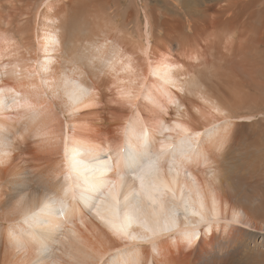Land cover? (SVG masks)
<instances>
[{
    "label": "bare ground",
    "instance_id": "bare-ground-1",
    "mask_svg": "<svg viewBox=\"0 0 264 264\" xmlns=\"http://www.w3.org/2000/svg\"><path fill=\"white\" fill-rule=\"evenodd\" d=\"M59 1H41L44 11L38 6L32 29L22 30L23 35L32 30L33 47L25 46V52L13 44L9 27L2 24L0 31V264H232L263 250L264 238H256L264 233V220H256L240 202L232 180L241 168L234 156L235 128L256 118L237 108L256 96L222 84L209 62L200 65L203 71L190 70L173 56L180 46L175 38L176 45L155 58L151 36L138 50L128 48L120 33L109 37L105 30L84 29L68 41ZM231 20L210 25L219 34ZM21 21L30 22L28 17ZM262 28L264 33L263 23ZM139 52L146 56L144 66ZM256 53L250 55L255 63ZM232 55L228 51L230 62ZM253 68L259 70H252V79L264 78V67ZM103 75L117 85L122 107L141 101L149 115L143 116L139 104L128 117L120 109L116 127L123 139L102 140L88 128L71 132L54 109L59 105L71 115L95 105ZM189 138L191 146L182 149ZM146 149L160 160L144 173L143 187L136 181L139 206L129 220L123 208L117 215L110 201L96 199L93 187L101 171L111 175L103 164ZM125 194L119 185L121 204ZM192 232L199 239L189 246L185 233Z\"/></svg>",
    "mask_w": 264,
    "mask_h": 264
},
{
    "label": "rangeland",
    "instance_id": "rangeland-1",
    "mask_svg": "<svg viewBox=\"0 0 264 264\" xmlns=\"http://www.w3.org/2000/svg\"><path fill=\"white\" fill-rule=\"evenodd\" d=\"M41 1L42 0H0V17L2 18V22H0V31L3 28L2 24L7 28L9 27L8 30L13 39V44L15 47L19 48L21 52L26 51L24 48L25 46L31 47L32 45L33 47L32 30L25 35L22 34V30L26 29L27 26L32 29L35 18H38V16H36L38 6L40 12L44 11V6L40 7ZM75 1L60 0L57 5L59 7L58 10L61 11V15L66 21L65 27L68 41L69 39H73L75 35L76 38H78L84 29L86 32L94 31L97 33L101 30H105L109 37H113L120 33L123 37L122 40L124 44L128 48L138 50L142 44H144L145 38L151 36V41L153 43V55L151 56L156 57V52L157 56L163 55L172 45H176L178 40L180 46L174 51L175 53L173 56L176 57L175 59L187 63L190 70L203 71L204 69L202 66H205L203 62L204 64L209 62L211 64L207 65L210 67L212 65L216 66L213 67L215 69H212L216 73L218 72L217 74L219 75L215 74L222 84L228 87H237L239 90L242 89L243 92H249L256 96V99L250 102V104H247L246 107L241 106L237 108V112L240 114L254 112L256 118H254L250 124L238 125L235 128L234 133L237 136L238 142L234 156L237 159H241V168L239 171L235 172L232 180H237V183L234 184L238 186L237 198H240V202L249 209V212L253 214L256 220H264V114H261V117V115L257 113L259 111L264 112V78L256 77L252 79L253 77H251L252 70H259V68H253L255 64L258 67H264V55L262 54L264 52V33L262 32V23L264 25V0H254V2L251 0ZM247 1L248 3H246ZM240 3L243 7H241ZM243 3H246V5ZM72 4L74 7L76 5L77 7L79 6L80 11L79 7H75L78 9L75 10ZM238 8L240 9L238 10ZM195 11H197V13H195ZM145 12L150 22L148 27L145 26ZM23 17H28L30 22L28 21L29 23L27 22L28 24H26L21 21ZM71 19L74 23L70 22ZM3 20H5V22ZM203 20L205 24H203ZM213 20L214 22L216 20H231L233 23L222 25L219 28L218 34V30L210 25L211 23L214 24ZM83 23L85 24L84 26ZM70 24H73L75 28V30H73V25H71V29L74 31L73 35H71L73 31L69 30L68 25ZM202 26L206 31L203 30ZM80 27H83V29ZM202 30L205 32V37L207 38H205L203 34L201 35V32H203ZM212 35H214L213 39L211 38ZM173 38H175V40L177 39L176 42ZM209 43H211V45ZM182 47L183 49H180ZM30 51L33 53L32 48ZM160 51L162 53H160ZM202 51L203 53H201ZM228 51L234 55H232L234 59L231 62L229 61L230 56H227ZM255 51H257V53ZM238 52H243L244 57H236V53ZM254 53L258 54L257 58L259 62L257 61L255 63L254 61L256 60L252 61L254 58L250 55ZM139 55L141 57L138 62L144 66L146 63V56L140 52ZM196 55L198 57H196ZM193 57L195 58L194 60ZM222 58H225L226 61L222 60ZM197 64H199V67ZM221 64L222 66H220ZM244 69L245 71H243ZM101 78L97 81L99 89L96 90L97 101L95 105L91 104L85 106L71 115H69L70 113L68 114L67 112L61 111L62 108L59 105L55 104L54 109H57L56 112L59 115L58 118L62 126L65 128L67 122V129L71 132L74 129L77 132L86 133L88 128L90 133L95 134L94 136L98 135L102 140L121 137L123 139L124 133L118 130L119 126H117L118 128L116 127L121 119L122 113H120V109L127 111L128 117L133 110L138 108L139 104V109L143 112V116L148 119L149 115L142 110L143 102L141 101H138V103L133 106H129V103H126L123 108L121 104L123 101L122 97H118L117 85L114 86V83L109 81L110 79L108 76L103 75ZM112 79L115 80L114 77H112ZM253 80H256L255 82L259 83V86L254 84ZM69 125L70 128H68ZM114 129H116L115 134ZM32 148H35V144L32 145ZM246 152H248L247 155ZM53 157L60 158V155H55ZM263 238L264 233H261L256 239L259 241ZM234 260L232 264H264V247L263 250L254 251L253 255L249 254L248 257H238L234 258ZM225 264H230V262Z\"/></svg>",
    "mask_w": 264,
    "mask_h": 264
},
{
    "label": "snow or ice",
    "instance_id": "snow-or-ice-1",
    "mask_svg": "<svg viewBox=\"0 0 264 264\" xmlns=\"http://www.w3.org/2000/svg\"><path fill=\"white\" fill-rule=\"evenodd\" d=\"M224 126L227 129V122H224ZM191 143V138L186 139L182 142L181 148L190 147ZM159 160L160 156L150 153L147 149L140 153L128 154L123 161L109 160L103 164L102 168L111 175L106 176L104 171L99 173L93 187V191L96 193L95 198L99 199L101 203L110 201L117 215L119 210L123 208L125 217L131 220L139 206V199L135 191L136 181L139 179L141 187H143L144 173L157 164ZM121 184L126 193L123 196V204H121L120 199H117L118 187ZM201 220H203V217H201ZM111 227L120 233L124 231L122 226L115 223L111 224ZM185 238L191 246L194 239H199V234L196 232L185 233ZM97 264H117V261L98 260Z\"/></svg>",
    "mask_w": 264,
    "mask_h": 264
}]
</instances>
